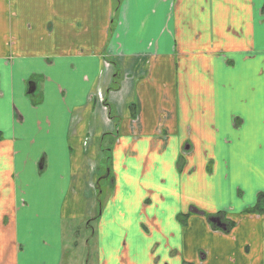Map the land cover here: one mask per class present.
I'll return each instance as SVG.
<instances>
[{
	"label": "crops",
	"instance_id": "obj_1",
	"mask_svg": "<svg viewBox=\"0 0 264 264\" xmlns=\"http://www.w3.org/2000/svg\"><path fill=\"white\" fill-rule=\"evenodd\" d=\"M259 195L264 0H0V264H264Z\"/></svg>",
	"mask_w": 264,
	"mask_h": 264
},
{
	"label": "rangeland",
	"instance_id": "obj_2",
	"mask_svg": "<svg viewBox=\"0 0 264 264\" xmlns=\"http://www.w3.org/2000/svg\"><path fill=\"white\" fill-rule=\"evenodd\" d=\"M101 197L103 199L104 195L102 194ZM83 227H84V225L79 227V229L82 231L80 233L79 242L77 241L78 242V244H77L78 248L76 250L73 251L71 249V245H70V243L72 241H74L75 238H73V237L67 238V240H66L67 245L69 244L68 249H67V255L68 256L65 258L63 264H70L71 262H72V264H95L96 263V261L93 259V255L91 258L89 257V252H91L93 250V245L91 247H88V253H87L86 252V246L84 245V243L82 244V242H80V240L84 238L85 232H86V230H84ZM70 254L72 255L71 258H70ZM87 254H88V256H87ZM72 259H73V261H72ZM74 259L76 260L75 262H74Z\"/></svg>",
	"mask_w": 264,
	"mask_h": 264
},
{
	"label": "trees",
	"instance_id": "obj_3",
	"mask_svg": "<svg viewBox=\"0 0 264 264\" xmlns=\"http://www.w3.org/2000/svg\"><path fill=\"white\" fill-rule=\"evenodd\" d=\"M108 164L106 165V169L107 170L109 169ZM98 184L99 183H97V188H98ZM100 191H101V188L99 187V189H98V196L101 193ZM97 203H98V207L101 208V200L99 198H98ZM244 214L245 215H257V216L264 215V195H259L258 198H257L256 204L252 208H249V209L245 210L244 211ZM232 226H233V224H230V227H232ZM228 230L229 229L227 227L225 231H228Z\"/></svg>",
	"mask_w": 264,
	"mask_h": 264
},
{
	"label": "water",
	"instance_id": "obj_4",
	"mask_svg": "<svg viewBox=\"0 0 264 264\" xmlns=\"http://www.w3.org/2000/svg\"><path fill=\"white\" fill-rule=\"evenodd\" d=\"M211 223L215 224L218 228H221L222 230L225 229V226L221 224L220 220L218 218H214L210 220Z\"/></svg>",
	"mask_w": 264,
	"mask_h": 264
},
{
	"label": "flooded vegetation",
	"instance_id": "obj_5",
	"mask_svg": "<svg viewBox=\"0 0 264 264\" xmlns=\"http://www.w3.org/2000/svg\"><path fill=\"white\" fill-rule=\"evenodd\" d=\"M223 225L225 226V229H226V228H227V226H228L226 223H224Z\"/></svg>",
	"mask_w": 264,
	"mask_h": 264
}]
</instances>
